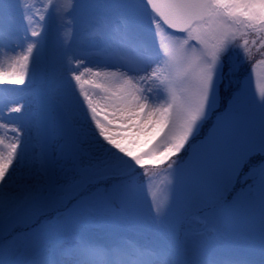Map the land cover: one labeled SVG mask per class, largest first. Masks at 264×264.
<instances>
[{"label": "snow or ice", "instance_id": "1", "mask_svg": "<svg viewBox=\"0 0 264 264\" xmlns=\"http://www.w3.org/2000/svg\"><path fill=\"white\" fill-rule=\"evenodd\" d=\"M139 4L143 5L142 12L136 0H64L63 3L47 0L39 7L30 0H0V48L15 54V65L20 68L19 72L0 70V84L25 85L26 77L35 81L48 48L50 30L55 25L56 41L62 44L65 56H71L63 66L64 71L70 73L69 80H74L80 88L81 104L86 105L93 137L74 139L70 131L66 133L65 144L59 149L63 165L58 178L42 145V167L46 175V179L41 177L42 187L28 188L23 196L7 198L4 186L12 179L10 168L15 172L14 163L19 164L24 155L23 129H10L16 136L13 142L0 139L4 148L0 151V264H64L63 253L43 242L62 229V221L86 223L103 218L107 235L117 236L123 219L138 216L137 182L151 181L145 170L149 162L144 157H151L153 162L167 161L174 181L167 203L152 193L149 202L152 235L135 249V255L146 258V264H264V88L251 95L240 91L238 85L233 89L240 69L254 59L251 47L264 56V0H139ZM113 9L125 13L119 43L113 42L103 26L89 27L101 10ZM138 13L146 17L150 37L141 30ZM6 20L9 25L19 23L23 31L20 35L9 30L7 45L3 43ZM76 21L83 25L80 31L76 30ZM158 36L163 39L158 40ZM13 38H18L20 43L13 45ZM29 40L24 48V42ZM73 40L84 47L73 49ZM88 46L98 49L95 67L100 71L93 73L92 67L87 66L92 54L86 50ZM17 48L21 49L19 53ZM71 60H76V67ZM53 62L57 63L58 58L54 56ZM80 66L85 72L102 77V82L82 81L83 73L75 74ZM105 68L113 70L103 71ZM9 77L14 78L6 80ZM85 83L105 94L103 108L84 91ZM222 93H229L232 101L227 116L221 117L222 139L259 128V143L241 153L235 162L238 171L254 156L261 157L246 174V179L249 174L255 179L259 191L258 254L226 259L204 254L193 261L181 241L174 209L180 205L185 187L200 198L211 200L216 196V185L209 179L214 170L216 147L209 144L186 171L172 157H179L186 146L192 147L189 141L200 134ZM21 111V107H14L7 118L0 115V120H4L0 128H7L19 119L11 113ZM114 121L118 123L114 125ZM113 127L117 129L115 134L111 131ZM129 130L137 134L158 131L162 135L149 150L134 155L117 139L120 131ZM55 206H58L57 222L42 220L47 216L46 209ZM249 208V198L225 205L220 219L238 222L248 214ZM21 225L27 231H17ZM80 239L75 250L80 255L101 252L89 246L90 239L85 240L82 235Z\"/></svg>", "mask_w": 264, "mask_h": 264}, {"label": "rangeland", "instance_id": "2", "mask_svg": "<svg viewBox=\"0 0 264 264\" xmlns=\"http://www.w3.org/2000/svg\"><path fill=\"white\" fill-rule=\"evenodd\" d=\"M37 7L47 0H30ZM63 3L64 0H58ZM142 12L143 5L139 4ZM98 19L90 22L89 27L94 28L97 24L104 27L111 36L114 43H119L120 29L125 24V13L119 9H113L107 12L101 10ZM137 20L141 25L143 33L151 36L146 17L137 14ZM72 22V21H70ZM76 30L80 31L82 24L76 21ZM39 30V25L35 26ZM6 38L4 44H9L7 32L9 30L18 31L23 35L19 23L9 25L5 21ZM71 31V29L69 30ZM61 32L59 35H63ZM58 34L55 31V25L52 26L49 34L48 48L45 50L44 58L40 69L36 72L35 81L32 82L26 77L25 85L0 84V109L5 118L8 117L11 108L21 107V113H11L12 117H19L13 123H9L7 128H0V139L5 143L13 142L16 139L10 129L13 127L22 128L21 138L24 155L19 164L14 163L15 172L10 174L12 179L4 186L5 197L23 196L28 188H40L41 177L46 175L42 167V145H45L51 168L55 177L62 175L63 158L60 156L59 149L64 146L66 133L71 132L74 139L87 137L93 139L91 133L92 125L89 124V118L85 114L86 105H82L83 96L80 88L74 80H69L70 73L64 71V64L71 56H65V49L60 42L56 41ZM35 39V38H32ZM157 39H163L158 36ZM25 41L24 48L27 47ZM13 45L20 43L18 38H13ZM78 46L84 47L79 41H72V48ZM251 47V46H250ZM92 53L89 55L87 66L92 67L93 73L101 69L95 67L98 57L95 53L96 48L88 46L86 49ZM21 49L17 48V53ZM0 70L4 72L20 71L18 65H15V54L7 52L5 48H0ZM254 59L240 69L233 85L235 90L237 85L240 91L247 92L249 95L258 94L261 88H264V56L257 54L256 47H251ZM58 58V62H53V57ZM72 66L76 67V60H71ZM29 77L31 76V65ZM105 68L103 71H112ZM82 81L96 80L102 82V77H95L92 73L84 71L80 66L75 74H81ZM14 77L6 78L10 80ZM9 88H16L18 91H10ZM84 91L94 103H99L101 108L105 104L103 96L105 95L99 89L93 87L91 83L84 84ZM232 101L229 99V93H222L218 98L216 110L210 114V118L205 122L200 134L193 141H189L192 147H187L179 154V157L173 156L177 160L181 170H187L199 154H202L209 144L215 145L214 170L209 179L216 185V196L209 200L200 198L198 194L189 188H184L183 199L180 205L174 209V215L179 220V231L181 241L187 246L189 258L195 261L201 255L207 254L216 258L226 259L228 257H238L245 255L258 254L259 245V219H260V201L259 191L255 187V179L249 174V168L258 164L260 156H254L249 164L243 169L236 170V159L245 150L259 143V128H249L237 136L230 139H222L219 132V125L222 123L221 117L227 116V110ZM110 111V109H109ZM104 112L101 111L100 118L103 120ZM4 120H0L3 124ZM118 122L114 121L116 125ZM113 134L116 133V127H113ZM162 133L158 131H149L136 133L134 130L127 132L120 131L117 139L122 146L130 149L134 155H141L149 150L160 138ZM123 137V138H121ZM19 150V149H18ZM0 151H4L3 145H0ZM146 164L145 170L151 177L150 182H137L136 194L138 204V216L135 219H123L119 234L115 237H109L105 230V220L99 218L90 222L62 221L63 227L60 231L49 236L44 243L51 244L63 253L64 264H146V258L134 254L136 248L141 247L144 241L152 235L150 224L149 202L152 193L163 203H167L172 196L173 174L168 169V162L152 161L151 157H144ZM7 179V177H6ZM246 184V185H245ZM249 184V185H247ZM250 199V208L238 222L227 223L220 219L221 209L225 205H233ZM56 207L46 209V219L49 223H56L58 215ZM123 216L126 213L120 210ZM17 231H27L21 225ZM79 234V235H78ZM85 240H92L90 236L97 237L89 245L101 249L98 254L80 255L75 250L81 243L80 236ZM117 244L111 246V240ZM143 242V243H142ZM253 245H256L253 248Z\"/></svg>", "mask_w": 264, "mask_h": 264}, {"label": "trees", "instance_id": "3", "mask_svg": "<svg viewBox=\"0 0 264 264\" xmlns=\"http://www.w3.org/2000/svg\"><path fill=\"white\" fill-rule=\"evenodd\" d=\"M246 185V184H245ZM247 185H249V184H247ZM91 237V239H96L97 237H95V236H90ZM144 242H146V240L144 241ZM110 243H115V240H111V242ZM143 243V242H142Z\"/></svg>", "mask_w": 264, "mask_h": 264}]
</instances>
